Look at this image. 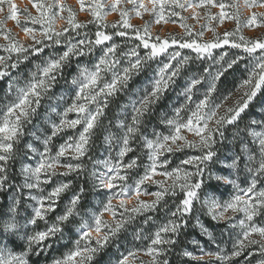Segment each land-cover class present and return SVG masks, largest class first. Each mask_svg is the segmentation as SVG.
Returning <instances> with one entry per match:
<instances>
[{"label": "snow or ice", "instance_id": "6c2138e0", "mask_svg": "<svg viewBox=\"0 0 264 264\" xmlns=\"http://www.w3.org/2000/svg\"><path fill=\"white\" fill-rule=\"evenodd\" d=\"M80 10L89 11L93 20L88 23L94 24L96 31L92 34L93 38L85 32L83 38L73 42L72 32L80 36V29L86 28V24L79 23L76 19V13L71 7L67 8V17L64 16L65 4L63 0H52L51 3L44 0H32V6L36 9L34 15L28 8L20 9L15 0H0V37L6 43L0 44L6 55H0V77L8 74V68L15 69L18 63L29 59V54H38L43 52L44 47H49L45 41L51 44L59 45L62 40L66 43V50L55 58L47 59L43 66H37L39 75L33 74L32 79L25 82V85L17 90L18 94L14 100L7 104L0 112V191L15 193L11 196L12 203L4 211H0V264H28V255L32 252L35 245L39 251L50 245L42 246L41 242L56 233L62 232L61 224L69 220L76 210L80 201V193L84 189L81 186L80 193L75 194L69 207L65 212L57 217L56 223L46 227L43 231H36L30 235H25L26 241L24 251L16 252L8 247V241L13 237L19 236L26 225L20 224L17 220L18 207L21 204V197L27 191V199L36 201L33 215L27 219V224L35 225L37 220H44L46 213L54 210L56 201L60 194L69 188L71 181L58 183L50 192L44 193L41 185L52 182L55 176H68L75 172L79 173L84 166L79 161L85 157L92 136V131L97 127L99 118L103 115V110L107 107L108 98L127 86V82L132 78V74L141 70L144 64L152 61L161 55L167 54V63L162 62L153 78L150 90L138 100L131 102L132 115L129 124L121 123L124 134L118 139L110 134L106 137L109 148L115 142L118 150L115 158L111 155L104 160L95 162V170L91 173L94 187L100 191L108 192L110 195L102 210L93 213L91 222L81 223L78 231V239L75 241L74 250L69 251L63 257L55 259L52 264H88L98 248L103 247L110 237L115 236L130 220L136 215L146 212L149 209H155L162 201L165 195L171 193L176 195L177 190L183 194V199L175 206L171 212V219L167 223L161 224L156 231L148 237L149 244L144 252L151 257L147 264H168L167 259H160L167 254L170 246L175 244L173 237L178 234L181 227L187 225L184 217L193 210V202L198 200V190L202 188L205 180H215L225 185H231L235 191L229 200L221 202L216 198H208L202 201L208 213L216 220H227L232 229L239 228L236 239L233 244V250L230 254H223V250L216 252L203 251L199 257L192 252L185 251V256L193 257L198 261H204V264H212V258L218 261L231 262L233 257H238L250 246H257L262 257H264V222L257 223L256 217L261 210H264V187L257 189V184L261 178H264V121L253 120L248 127L247 135L251 138V147L244 140L240 142V153L234 154L230 163L221 161L223 167L229 169L228 175L215 174L208 170L209 162L216 157L213 151L214 145L224 138L226 125H234L240 118L241 113L248 108L249 103L257 96V93L264 89V39H247L240 33L243 27L264 26V12L252 11L248 16H242L240 0H90L86 4L85 0H79ZM243 7L250 9L264 8V0H243ZM217 8L219 11L213 14L210 9ZM170 17H180L181 11L192 10V15L197 21L201 18L198 9H205V15L208 23L202 25L201 30L193 34L191 26L181 24L185 28L184 36H169L161 38L153 36L151 33V23H167L166 10ZM179 9V11L177 10ZM108 12H118L120 19L116 23L109 25L106 22ZM21 13L24 19L21 20ZM151 14L152 20L145 21L142 26L131 23L132 16L143 18L144 14ZM11 19L17 25H23V31L31 36L33 44L25 46L12 33L11 29L5 26V20ZM66 19V23L57 30V21ZM217 20L223 23L225 20H234L236 29L232 32L225 31L222 35L215 32L211 22ZM40 25L39 37L35 27L27 25ZM111 27L114 31L111 33L105 31ZM210 29L214 32L211 40H203L204 30ZM131 30V33L129 32ZM68 34V35H65ZM239 34V35H238ZM124 38L125 40L138 41L133 46L128 47L127 51L118 50L127 45H118L113 37ZM237 39L239 42H237ZM112 42L106 45V42ZM231 44V47L242 51V55H236L227 62L226 68L217 69L214 73L210 68L204 69V74L211 77L207 91L203 98L194 100L192 90L196 85L201 84L204 75L190 80L184 90L185 104L177 107L171 117H165V123L170 129L167 135L153 131V138L144 137V147L148 150V163L144 168V173L132 184H128L127 170L136 166V159L124 163V157L132 151L130 140L140 133L143 117L148 114L150 107L166 91L170 83L179 74L180 69L189 62L190 56H182L180 50L168 52L172 45H177L179 49L193 50L197 59H212L213 49L222 48L224 45ZM39 45V47L37 46ZM96 46L101 48V55L97 57L92 67L81 66L78 75L73 77L71 84L75 86V95L72 102L61 113V119L58 123L51 125V134L43 140V151H39L28 145V148L36 154L34 165L27 164L22 167L24 182L17 185L10 180V166L16 159V145L23 135V126L30 122L31 116L36 112L40 105L42 94L46 93L56 80V74L61 71L70 56H85L94 51ZM145 50L141 56L140 49ZM13 54L16 55V61L13 62ZM226 54L222 53L220 60L224 59ZM180 59H177V58ZM121 58L126 59L127 67H120ZM247 59L249 68L246 64L245 70L248 72L247 78L243 79L239 88L243 89L240 99L235 101L233 106L225 107L223 114L220 109L228 97L221 103H215L212 99V93L216 90V81L223 75L227 69L232 68L238 61ZM176 61L173 65L171 62ZM171 69V71H169ZM104 73H111V79L105 80ZM94 105L95 107H90ZM55 111V109L53 110ZM185 115L182 116L181 112ZM68 113L77 114V118L66 119ZM77 125H82V130L76 137H68L65 143L59 145L55 155L51 154L49 143L53 137L66 129H75ZM259 130H257V127ZM193 133L197 139L189 140L184 132ZM235 135V134H234ZM186 148L197 149L200 155L188 156L180 162V165L171 171L165 170L157 172L158 168H165L169 160L165 153H174L183 151ZM68 157L76 163L60 164V158ZM242 157L244 166L241 168ZM185 166H192L189 170ZM63 168L64 171H58ZM247 173L246 187H241L238 183L239 172ZM157 175L164 179L154 180ZM250 177V178H249ZM156 183L160 185L161 190L154 193L144 194L154 197L151 201L141 199V193L144 191L142 186L146 183ZM33 190H38L39 195L32 194ZM118 198V204H113V199ZM135 198L136 203L128 205L130 199ZM47 202V203H46ZM118 210H122L119 211ZM231 210L233 214L243 213V218L236 220L232 224L234 216L227 213ZM105 212H110L115 218L119 215L120 219L113 222H104L102 217ZM78 214V213H75ZM147 223V221H145ZM199 224V221H197ZM201 229L208 232L202 224ZM108 229L107 234L93 237V232L99 234L101 228ZM211 236V233H208ZM256 237H259L257 239ZM95 238L97 247H92L90 242ZM137 239L141 236L137 233ZM81 241L85 244L81 246ZM193 243H197L193 241ZM139 251V250H137ZM136 252H128L127 256L120 259L117 264H130L129 257L135 256ZM205 257L209 259L205 261ZM257 264H264L261 259Z\"/></svg>", "mask_w": 264, "mask_h": 264}, {"label": "trees", "instance_id": "16d2710c", "mask_svg": "<svg viewBox=\"0 0 264 264\" xmlns=\"http://www.w3.org/2000/svg\"><path fill=\"white\" fill-rule=\"evenodd\" d=\"M44 0V2L51 3L52 1ZM196 2V0H193ZM66 9L64 16L67 17V8L71 7L73 12L77 14V10L65 3ZM20 9H23L19 7ZM179 11V9H177ZM167 11V9H166ZM21 15H23L21 13ZM35 15V14H34ZM243 16V15H242ZM2 19V18H0ZM24 19L21 18V20ZM77 19V18H76ZM168 21L180 22L176 17H167ZM109 25L112 23L107 22ZM86 24L87 27L78 30L81 35L76 36L74 32L71 33L73 42L77 39L83 38V33L87 32L90 38L94 39L92 35L97 29L94 24ZM28 27H35L37 32L40 31V25H32L29 23ZM23 30V25H19ZM111 33L114 31L111 27L104 29ZM131 33V30H129ZM13 33V32H12ZM196 32H193L195 34ZM68 35V34H65ZM239 35V34H238ZM184 36V35H181ZM113 40L118 45H127L118 50L127 51L128 47L133 46L138 41L125 40L120 37H113ZM237 42L238 39H237ZM5 42H0L4 44ZM49 44V47H44L43 52L38 54H29L28 60H23L18 63L17 68H8L6 71L8 74L0 77V112L4 107L14 102L18 92L17 90L25 85V82L32 79L33 74L39 75L37 66H43L44 62L49 58H55L61 55L66 50V43L62 40L61 44L54 45L49 41H45ZM112 42H106V45H110ZM32 43H27L28 46ZM39 47V45H37ZM104 46H96L94 51L85 56H70L69 60L65 63L64 67L59 73L56 74V80L50 87V89L42 94L40 105L36 108V112L31 116L30 122L25 123L23 126V135L16 145V159L10 166L9 178L17 185L24 182L22 174V167L27 164H33L36 160V154H34L28 145L36 148L39 151H43V140L50 136L51 125L58 123L61 119V113L72 102V98L75 95V86L71 84L73 77L78 75L79 67L92 65L96 62L97 57L101 55V48ZM174 50H180L182 56H190L191 59L185 64L179 71V74L174 78V82L170 83L168 89L163 92L160 98L150 107L148 114L143 117L140 133H137L133 139L130 140V146L132 151L127 153L123 162L136 159V166L127 170L128 184H132L135 180L139 179L144 173V168L148 163L147 152L144 147V137L153 138L151 133L153 131L161 132L167 135L170 131L168 126L163 123L165 117H171L175 108L185 104L184 90L188 86L189 82L193 78H199L204 75V79L201 84L196 85L192 90L193 99L203 98V94L207 91L211 77L204 74L206 67L210 68L211 72H215L217 69L226 68L227 62L234 58L236 55H242L241 50H237L230 45L224 46L218 50L213 51L212 59H197L193 50L179 49L175 46L168 50L172 52ZM141 56L144 55L142 48L139 50ZM222 53H225L223 60H220ZM4 49L0 48V55H6ZM167 54L161 55L152 61H148L143 65L141 70L132 74V78L127 82V86L108 98L107 107L103 110V115L99 118L98 125L92 131L90 140V147L85 157L79 161L83 164L84 168L78 174L73 172L68 176H55L52 178V182L46 185L42 184L41 188L44 193L50 192L60 182L71 181L68 189L60 194L59 199L56 201L54 210L46 213L44 220H37L35 225L27 224L26 218H31L34 208L37 206L36 201L27 199V191L23 193L21 197V204L18 207L17 220L20 224L26 225L21 231L19 236L13 237L11 241H8V247L16 252L24 251L26 248V241L23 239L25 235H30L36 231H43L46 227L53 223H56L57 217L62 215L70 205L71 198L80 193L81 186L83 187V193H80V201L76 206L75 214L69 217V220L60 225L62 232L56 233L55 236L49 237L45 241L41 242L42 246L50 245L38 251L34 245L32 252L29 253L27 259L28 264H52L55 259L63 257L69 251L74 250L75 241L78 239V231L80 225L84 221L91 222V216L93 213H98L102 210L103 205L107 202V198L110 195L108 192L100 191L94 187V182L91 173L95 170V162L104 160L111 155L113 158L116 156L118 150L117 144L114 142L109 148L106 137L113 134L117 139L124 134V129L121 127V123L129 124L131 122L132 104L134 100H138L145 94L146 90H150V85L156 72L163 63H167ZM13 62L16 61V55L13 54ZM177 59H180L179 57ZM173 65L176 61L171 62ZM246 64L250 68L247 59L238 61L232 68L227 69L222 76L216 81V90L212 93V99L215 103H221L225 97L228 99L224 102V106L220 109L223 114L225 107L233 106L235 101L240 99L243 89L239 86L243 79L247 78L248 72L245 70ZM127 61L121 58L120 67H127ZM171 71V69L169 70ZM104 79L110 80L111 73H104ZM90 107H95L90 105ZM55 109V111H53ZM181 115L184 116L185 112L182 111ZM77 118V114L68 113L66 119L71 120ZM253 120L264 121V89L257 93V96L249 103V106L234 125H226L223 129L224 138L222 141L218 139V142L214 145L213 151L216 153L213 161L209 162L208 170L215 174L228 175L229 169L222 166L220 163H230L234 154L240 153V142L244 140L251 147V138L247 135L248 127ZM257 130H259V127ZM82 130V125H77L75 129H66L59 133L56 137H53L49 143L51 154L55 155L59 145L65 143L68 137H76ZM188 133L184 134L189 140L197 139L193 136L189 138ZM235 134V135H234ZM169 160V164L165 168H158V172L165 170L171 171L173 168L180 165V162L186 159L188 156L200 155L199 150L193 148H186L183 151H176L174 153L164 154ZM76 163L77 161L71 160L68 157L60 158V164ZM244 162L242 157L241 168H243ZM189 170L192 166H185ZM58 171H64L63 168H58ZM247 173L244 171L239 172L238 183L241 187H246ZM164 178V177H163ZM250 178V177H249ZM264 187V178H261L257 184V189ZM142 197H152L151 195L144 194L154 193L160 191V185L156 183H146L142 186ZM235 189L231 185H225L215 180H205L204 185L199 190L200 197L194 203L193 210L190 214H187L184 219L187 220V225L181 227L178 234L173 237L175 244L170 246L167 254L160 259H167L168 264H204V261H198L193 257L185 256V251L192 252L194 256L201 254L204 251L216 252L223 250V254H230L233 250V244L236 239V234L239 232V228L232 229L230 223L227 220H216L208 213L207 208L203 206L202 201L208 198H216L221 202L229 200L234 194ZM15 193V189L11 192L0 191V211L6 210L12 203L11 196ZM33 195L38 196L40 193L38 190H33ZM152 199L146 200L151 201ZM183 199V194L177 190L176 195L171 193L165 195L164 199L156 206L155 209H149L146 212L138 214L134 219L130 220L125 227L122 228L115 236L110 237L108 242L98 248L97 252L92 256L91 261L88 264H117V262L124 256L128 255V252H136L135 256L129 257L130 264H147L151 257L145 254L144 249L149 244L148 237H150L156 229L164 223H167L171 219V212L175 210L176 204ZM113 199V204L114 203ZM145 200V199H143ZM47 203V202H46ZM122 211V210H118ZM105 212L102 220L104 222H113L117 217L109 218ZM229 216H234L231 221L232 224L236 223V220L243 218V213L233 214L231 210L227 213ZM257 223L264 222V210H261L259 215L255 218ZM147 221V223H145ZM199 221V224L197 223ZM202 224L204 228L208 230L205 232L199 226ZM108 229L106 227L101 228L100 236L107 234ZM137 233L141 238L137 239ZM211 233V236L208 235ZM94 237V236H93ZM259 239V237H256ZM196 241L197 243H193ZM92 247H97L95 238L90 242ZM85 244L81 241V246ZM139 250V251H137ZM209 259V258H208ZM208 259H205L207 261ZM264 257L261 256L258 247L253 245L245 249L240 256L233 257L230 264H257V262ZM212 264H229V262L218 261L212 258Z\"/></svg>", "mask_w": 264, "mask_h": 264}, {"label": "rangeland", "instance_id": "374dc122", "mask_svg": "<svg viewBox=\"0 0 264 264\" xmlns=\"http://www.w3.org/2000/svg\"><path fill=\"white\" fill-rule=\"evenodd\" d=\"M23 2H18L16 3V5L18 7L21 8H28L33 14H36V9L32 6V0H22ZM52 1V0H49ZM48 1V2H49ZM50 3V2H49ZM63 3H67L70 6H73L76 10H77V14H76V18L77 21L79 23H88L89 21L93 20V17L91 16L90 12L85 10V11H81L80 10V5H79V0H63ZM85 3L88 4L90 3V0H85ZM240 4H241V12L243 16H248L250 15V13L252 11H256V12H264V8H254V9H250L247 7H243V0H240ZM66 9V7H65ZM166 11V10H165ZM198 11H200L201 13V18L199 21H197L195 19V17L192 15V10L188 9L187 11H181V16L184 17L185 19L181 20L180 17H176L180 20V22H171L168 21L167 23L161 22L160 24H156L154 21L151 23V33L153 36H160L161 38H168L169 36H181L185 34V28L181 27V24H187L189 26H191V30L192 32H198L201 30L202 25H206L208 23L207 17L205 15V9H198ZM210 11L213 14H216L219 9L217 8H212L210 9ZM65 12V11H64ZM170 17L168 15V12L166 11V18ZM0 18H3L2 16H0ZM20 18H23V15H20ZM120 16L118 12H108L107 16H106V22H110V23H116L117 21H119ZM152 20V16L151 14H144L143 18L137 17V16H132L131 18V23H133L134 25L137 26H142L145 21H151ZM66 23V19H62V20H58L57 21V30H59L62 26H64ZM212 28L215 29L216 33L219 34H223L225 31H234L236 29V22L234 20H225L222 24L219 23L217 20H213L211 22ZM5 26L8 29H11V31L13 32V34L16 36V38L20 41H22L24 44L27 43H34V41L32 40L31 36L26 35L24 33L23 30H21V28L19 27V25L16 24L15 21L11 20V19H7L5 20ZM242 34L245 38L247 39H264V26H260V27H243V24L241 26V30L240 33ZM37 35L39 37V32H37ZM214 37V32L210 29H205L204 30V36H203V40H211ZM0 42H5L3 40L2 37H0ZM230 45V44H228ZM177 45H172L168 50H170L171 48L175 47ZM227 46V45H224ZM223 46V47H224ZM220 49V48H218ZM218 49H213V51L218 50ZM213 51H212V55H213ZM189 138H192V134L188 133ZM195 137V136H194ZM158 172V171H157ZM159 173V172H158ZM154 180H160V179H164L162 176L157 175L156 177L153 178ZM198 197H200V192L198 190ZM141 199H145V200H149L152 199V197H142V193H141ZM118 198H116L114 200V203L119 202V200H117ZM197 200H195L193 202H196ZM136 203L135 198L130 199L128 201V205L132 206ZM191 213V212H190ZM189 213V214H190ZM109 218H112L111 213L108 214ZM101 232L99 234L93 232V236H97L100 235ZM204 251V250H203ZM203 254V252L199 255H197V257L201 256ZM205 259H208V257H205ZM215 259V258H214Z\"/></svg>", "mask_w": 264, "mask_h": 264}, {"label": "bare ground", "instance_id": "6f19581e", "mask_svg": "<svg viewBox=\"0 0 264 264\" xmlns=\"http://www.w3.org/2000/svg\"><path fill=\"white\" fill-rule=\"evenodd\" d=\"M27 1V0H26ZM18 2H23L22 0H15V3H18ZM118 200V199H117Z\"/></svg>", "mask_w": 264, "mask_h": 264}]
</instances>
